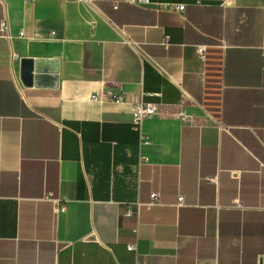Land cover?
Masks as SVG:
<instances>
[{
  "label": "crops",
  "instance_id": "crops-1",
  "mask_svg": "<svg viewBox=\"0 0 264 264\" xmlns=\"http://www.w3.org/2000/svg\"><path fill=\"white\" fill-rule=\"evenodd\" d=\"M113 1L0 0V264H264V0Z\"/></svg>",
  "mask_w": 264,
  "mask_h": 264
},
{
  "label": "built area",
  "instance_id": "built-area-1",
  "mask_svg": "<svg viewBox=\"0 0 264 264\" xmlns=\"http://www.w3.org/2000/svg\"><path fill=\"white\" fill-rule=\"evenodd\" d=\"M117 0H114L113 3L115 6L118 5ZM127 2L131 5L134 6H141V7H148L152 8L156 11H169L172 13H182L186 9V4L184 3H154L151 0H127ZM9 30V25L7 21H3L0 27V32H7ZM20 36H23V33L20 34ZM11 39V37H9ZM198 53L202 57L203 60L206 59V48L205 47H199L198 48ZM16 58V56H14ZM158 66V65H157ZM186 96V95H185ZM90 99L92 101H103V100H108L112 103L116 104H126L129 106L131 114H132V125L134 130L138 131L141 137V146L145 147L146 145L149 144L147 141V137L144 132V125L145 122L157 115L160 114L158 106L153 103H145V102H130L126 99L125 95L123 93H115L113 91L107 90L102 93H94ZM187 102V98L184 97V100L182 103L179 105L180 108H184L185 103ZM180 117L183 119H190V117L184 112L179 113ZM217 123L222 126V122L218 119ZM223 127V126H222ZM145 159L141 156V160ZM151 201L149 203H141L138 202L135 205L137 206V211H133L132 207L127 208L126 212L124 213L125 217H132L134 215H137L139 217V210L142 206H147V207H153V206H158L162 205L161 202V196L159 193H152L150 195ZM185 205V200L183 196L178 197V202L177 206L181 207ZM53 206H54V213L55 215H58L59 213H63L66 210L65 205L62 204L61 201H53ZM139 233V227L137 226L134 229V234L136 237H138ZM138 250V245L137 242L130 244L128 246V251L131 252H137Z\"/></svg>",
  "mask_w": 264,
  "mask_h": 264
}]
</instances>
